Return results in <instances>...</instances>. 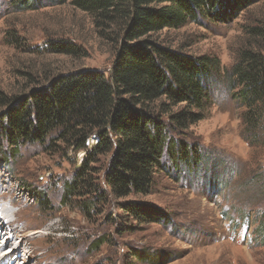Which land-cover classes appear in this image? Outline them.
I'll return each mask as SVG.
<instances>
[{
	"label": "rangeland",
	"instance_id": "374dc122",
	"mask_svg": "<svg viewBox=\"0 0 264 264\" xmlns=\"http://www.w3.org/2000/svg\"><path fill=\"white\" fill-rule=\"evenodd\" d=\"M114 15L105 20L72 0H0V120L62 75H110L129 30L123 14ZM258 26L264 27V0L228 21L201 15L135 41L218 58L221 72L209 82L204 117L186 130L169 129L170 138L196 147L202 163L190 169L165 153L142 193L114 194L107 182L113 152H107L89 164L86 186L66 194L87 150L77 151L57 132L17 148L0 134L3 264L18 254L14 264H264V102H257L262 111L250 124L253 107L232 89L239 51L264 48V40L248 35ZM53 43L72 48L56 51ZM95 143L91 135L87 144ZM127 201L161 210L166 219L138 220L123 208ZM135 249L146 253L142 260Z\"/></svg>",
	"mask_w": 264,
	"mask_h": 264
},
{
	"label": "trees",
	"instance_id": "16d2710c",
	"mask_svg": "<svg viewBox=\"0 0 264 264\" xmlns=\"http://www.w3.org/2000/svg\"><path fill=\"white\" fill-rule=\"evenodd\" d=\"M258 1L72 0L77 7L98 13L105 20H112L120 12L128 21L127 41L122 44L112 72L106 76L83 70L53 79L1 118V136L9 146L17 148L21 142L43 141L57 132L77 151L87 150L66 194L76 195L78 189L86 186L89 164L96 155L107 152H113L107 182L117 196L142 193L150 187L153 172L163 167L165 153L174 164L184 163L195 169L202 163V155L188 142L170 138L169 129L177 126L186 130L204 117L209 82L221 75L218 58L189 55L147 39L135 41L166 27H180L189 20L197 22L201 15L228 21L238 10ZM248 35L264 40V27H251ZM71 48L63 43H53L51 47L56 51ZM262 50L242 48L233 67L234 96L254 109L250 124H256L262 111L263 104L257 102H264ZM179 104H184V109L172 111ZM163 113H167V119ZM91 135L97 138L94 145L87 144ZM40 196L46 199L44 193ZM122 206L138 220L166 219L161 210H148L133 201ZM145 254L136 249L133 252L141 260Z\"/></svg>",
	"mask_w": 264,
	"mask_h": 264
},
{
	"label": "bare ground",
	"instance_id": "6f19581e",
	"mask_svg": "<svg viewBox=\"0 0 264 264\" xmlns=\"http://www.w3.org/2000/svg\"><path fill=\"white\" fill-rule=\"evenodd\" d=\"M1 207H3L2 204H0V208H1ZM7 208H8V207H7ZM5 211H7V210H5ZM0 212H1V210H0ZM0 214H1V213H0ZM2 214H3V213H2ZM8 219L12 220V218H10V217H9ZM10 220H9V221H10ZM12 221H13V220H12ZM12 221H11L10 224H8V225H9L8 227H11V226H12ZM5 222H6V221H5ZM1 225H2V224H1ZM1 225H0V228H1ZM5 231H9V230H6V228H5ZM6 233L11 234V231H10V232H6ZM3 234H4V233H3ZM18 236H19V235H18ZM0 246L4 247V244H1ZM12 247H14V248H13L14 252H16V251L18 250V248H17L15 245H12ZM4 248H5V247H4ZM10 248H11V247H10ZM7 253H8V252H7ZM17 253H18V252H17ZM10 254H11V252H10ZM16 255H17V254H16ZM19 255H20V254H18V257H17L15 260L12 259L13 261L11 260V261L8 262L7 264H14V262L17 263V262L20 260ZM1 257H2V256L0 255V264H3V259H2L3 257H2V258H1ZM12 257H13V256H12ZM9 258H10V257H9ZM17 259H18V260H17ZM5 260H6V257H5ZM6 261H7V260H6Z\"/></svg>",
	"mask_w": 264,
	"mask_h": 264
}]
</instances>
